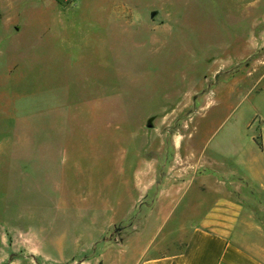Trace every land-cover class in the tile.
I'll return each mask as SVG.
<instances>
[{"label":"rangeland","instance_id":"obj_1","mask_svg":"<svg viewBox=\"0 0 264 264\" xmlns=\"http://www.w3.org/2000/svg\"><path fill=\"white\" fill-rule=\"evenodd\" d=\"M262 69L264 0H0V243L47 264L174 249L199 184L163 221L145 176L191 150L264 173ZM247 218L264 234V205Z\"/></svg>","mask_w":264,"mask_h":264},{"label":"crops","instance_id":"obj_2","mask_svg":"<svg viewBox=\"0 0 264 264\" xmlns=\"http://www.w3.org/2000/svg\"><path fill=\"white\" fill-rule=\"evenodd\" d=\"M262 63L260 60L257 66L261 68ZM257 84L261 87L260 91L263 90L264 69L256 79L255 86ZM258 117L261 120L260 136L254 135L253 141L259 153L264 154V131L262 119ZM229 148L221 151L224 166L233 153ZM191 154L192 150L185 155L188 165L177 167L173 161L165 162L162 166L163 171L168 172L166 176L146 174L141 197L147 217L154 211H161L164 221L182 204L185 195L180 187L183 184L198 182L199 188L182 206L180 220L174 223L176 229L173 236L165 241L175 245V248L156 246L152 251L150 248L143 250L134 264H264V234H259L255 228L259 227L258 224L247 218L252 215L255 206L264 205L261 194L264 193V173L255 174L252 178L232 168L216 167L215 160H203L196 151ZM202 167L206 170L203 171ZM173 170H177V174L172 176ZM162 177L164 181H161ZM155 185L160 187L155 190ZM48 258H51L50 255L44 252L6 251L4 244L0 243V264H47Z\"/></svg>","mask_w":264,"mask_h":264},{"label":"trees","instance_id":"obj_3","mask_svg":"<svg viewBox=\"0 0 264 264\" xmlns=\"http://www.w3.org/2000/svg\"><path fill=\"white\" fill-rule=\"evenodd\" d=\"M257 139V138H256Z\"/></svg>","mask_w":264,"mask_h":264}]
</instances>
